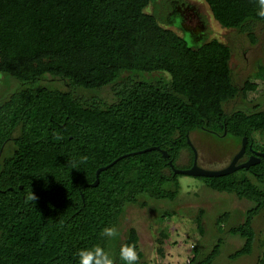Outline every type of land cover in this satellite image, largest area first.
<instances>
[{"label": "trees", "instance_id": "16d2710c", "mask_svg": "<svg viewBox=\"0 0 264 264\" xmlns=\"http://www.w3.org/2000/svg\"><path fill=\"white\" fill-rule=\"evenodd\" d=\"M205 1L222 27L257 43V25L264 29L258 0ZM150 3L0 0V75L19 84L0 100V264H78L77 253L97 245L109 254L111 239L100 233L119 229L128 206L178 197L183 174H174L169 161L193 166L188 137L194 132L240 147L248 137L247 160L250 147L264 151L255 137L264 135L261 104L228 109L258 88L251 80L237 85L230 45L212 39L191 47L146 11ZM106 87L112 101L79 94ZM148 147L160 149L119 160L100 174L98 186L84 188L100 167ZM185 151L190 159L180 167ZM201 178L253 203L229 229L245 240L230 260L252 254L253 221L264 210V162ZM139 242L137 229H128L113 249L114 264H123L125 244L136 246L140 264ZM157 242L163 255L164 239ZM223 243L220 238L207 254L195 245L188 264H214Z\"/></svg>", "mask_w": 264, "mask_h": 264}, {"label": "rangeland", "instance_id": "374dc122", "mask_svg": "<svg viewBox=\"0 0 264 264\" xmlns=\"http://www.w3.org/2000/svg\"><path fill=\"white\" fill-rule=\"evenodd\" d=\"M170 1L172 0H151L146 11L155 15L165 27L184 37L191 47H199L212 39L227 43L233 52L231 67L237 85L242 86L247 80L258 84L257 90L248 94L246 102L239 99L231 103L228 109L255 104H261L264 108V29L260 24L257 25L258 41L253 44L238 30L222 27L214 18L205 0H181L196 5L200 10L202 21L206 24L204 39L195 40L184 30L178 17L166 14L165 6ZM18 86L17 81L7 80L0 75V100ZM79 94L88 97L97 95L105 101L114 99L109 87L80 91ZM255 137L260 139L264 146V135L257 133ZM190 138L198 150V164L205 169L218 170L228 166L240 149L238 142L233 139L219 138L202 131L192 133ZM11 149L12 144L9 143L5 154L8 155ZM189 159V152H183L178 166H187ZM179 183V195L173 201L147 199L145 207L134 205L127 207L118 229L119 236L110 240L109 256H113L115 245L126 238L128 229L134 227L139 233V249L143 254L140 264H188L195 245L201 248L203 254H207L220 238L224 241L222 253L214 264H257L258 258L264 254V210L253 221L257 239L252 254L231 261L229 256L240 249L245 240L231 234L229 229L246 219L247 210L253 206V203L240 200L233 194L215 191L201 177L181 175ZM224 213L228 215L226 214L227 216L218 222V218ZM163 233L167 236L163 237ZM159 238L164 239L163 255L158 253Z\"/></svg>", "mask_w": 264, "mask_h": 264}, {"label": "water", "instance_id": "95a60500", "mask_svg": "<svg viewBox=\"0 0 264 264\" xmlns=\"http://www.w3.org/2000/svg\"><path fill=\"white\" fill-rule=\"evenodd\" d=\"M188 144L190 145V147L192 148V150L194 152L193 166L189 169H179V168H176L173 161H169V165L173 169L174 174H183V175H188V176H193V177H222V176H226V175H231V174H233V173H235L241 169H244V168H250L251 166L257 165V164L261 163L262 161L264 162V151L263 152L256 151L252 147H250V149L252 150L253 154L248 158V160H246L244 162H240L244 158L246 151H247L248 137H246V136L243 138L241 148L234 155V157L231 160V162L229 163V165L222 168V169H218V170L205 169V168H202L201 166H199V164H198V159H199L198 150L195 147V145L193 144V142L191 141L190 137H188ZM158 149H160V148L159 147H148L144 150L133 152V153H128V154H125V155L118 157L112 163H110L106 166L100 167L96 172V180L91 184L84 185V188L98 186L99 182H100V174L103 171L110 168L111 166H113L119 160H121L125 157H128V156H131V155L141 154V153L149 152L152 150H158ZM161 152H162L164 158H166V159L170 158V154L166 150L162 149ZM20 188H22V186H20Z\"/></svg>", "mask_w": 264, "mask_h": 264}, {"label": "clouds", "instance_id": "9594fccd", "mask_svg": "<svg viewBox=\"0 0 264 264\" xmlns=\"http://www.w3.org/2000/svg\"><path fill=\"white\" fill-rule=\"evenodd\" d=\"M260 11L258 15L264 18V0H258ZM84 161L87 157L83 158ZM75 169V167H73ZM29 199L36 200V197L32 193ZM101 238L115 239L119 236L118 229L116 227H105L101 233ZM79 259L78 264H114V260L109 256V254L97 245L90 249H83L77 253ZM119 258L123 264H139V254L137 252L136 246L125 244L120 248Z\"/></svg>", "mask_w": 264, "mask_h": 264}, {"label": "flooded vegetation", "instance_id": "af4514ba", "mask_svg": "<svg viewBox=\"0 0 264 264\" xmlns=\"http://www.w3.org/2000/svg\"><path fill=\"white\" fill-rule=\"evenodd\" d=\"M167 15H175L185 31L189 32L195 40L205 37L206 24L200 17V10L196 5L181 0H172L165 6ZM187 22V24H186ZM190 23V24H189ZM241 148V147H240ZM246 154L240 162L246 161Z\"/></svg>", "mask_w": 264, "mask_h": 264}]
</instances>
